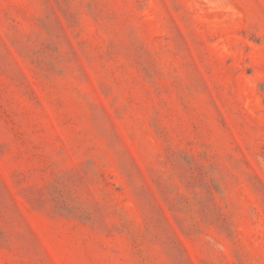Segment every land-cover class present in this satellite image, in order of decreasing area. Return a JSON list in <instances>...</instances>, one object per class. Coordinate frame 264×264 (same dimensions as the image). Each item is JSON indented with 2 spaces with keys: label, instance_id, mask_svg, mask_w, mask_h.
<instances>
[{
  "label": "rangeland",
  "instance_id": "obj_1",
  "mask_svg": "<svg viewBox=\"0 0 264 264\" xmlns=\"http://www.w3.org/2000/svg\"><path fill=\"white\" fill-rule=\"evenodd\" d=\"M0 264H264V0H0Z\"/></svg>",
  "mask_w": 264,
  "mask_h": 264
}]
</instances>
